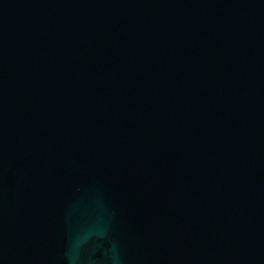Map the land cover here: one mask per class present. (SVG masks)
Returning a JSON list of instances; mask_svg holds the SVG:
<instances>
[{
    "label": "water",
    "instance_id": "95a60500",
    "mask_svg": "<svg viewBox=\"0 0 264 264\" xmlns=\"http://www.w3.org/2000/svg\"><path fill=\"white\" fill-rule=\"evenodd\" d=\"M0 264H264V0H0Z\"/></svg>",
    "mask_w": 264,
    "mask_h": 264
}]
</instances>
